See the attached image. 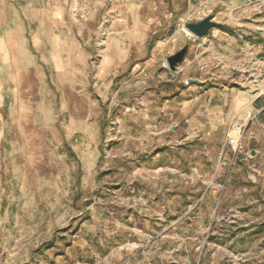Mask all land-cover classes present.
<instances>
[{
	"label": "rangeland",
	"instance_id": "obj_1",
	"mask_svg": "<svg viewBox=\"0 0 264 264\" xmlns=\"http://www.w3.org/2000/svg\"><path fill=\"white\" fill-rule=\"evenodd\" d=\"M0 61V264H264V108L230 116L264 85V0H0Z\"/></svg>",
	"mask_w": 264,
	"mask_h": 264
},
{
	"label": "crops",
	"instance_id": "obj_2",
	"mask_svg": "<svg viewBox=\"0 0 264 264\" xmlns=\"http://www.w3.org/2000/svg\"><path fill=\"white\" fill-rule=\"evenodd\" d=\"M36 40L39 38V36H35ZM56 42H54L53 37H51L50 42H51V51H52V63L53 67L56 71L62 69V62L60 59V52H59V45L57 43V40L55 39ZM161 42V41H159ZM100 65L102 69H105L109 67L112 63V55L110 51L107 49L106 53L103 55L102 59L100 60ZM0 66H1V61H0ZM98 67V73L100 71ZM100 75V73L98 74ZM77 79V78H75ZM81 83V78L76 80V82ZM264 85L259 86V92L255 93V90L252 89L251 86L244 87L242 91H239L234 99L231 102V109H230V116L236 115L238 120H242L243 122L238 124L237 126H245L248 125L250 116L251 114L255 117L257 112H260L261 109L264 108V104L260 105L259 108H255V103L258 99H261L264 95L263 92ZM68 93H66L62 99L63 101V107L64 109L66 107L69 108L67 102L69 101L67 97H65ZM72 96L75 98L74 100L76 101L77 105V112L76 113H69V118L66 124V129L68 132L73 133V132H80L84 131L86 127H88V121L85 119L89 115H92L94 112H98L99 106L98 103L94 102L88 93L86 92H81V93H74L71 92ZM38 114L39 116L43 117L45 115V110L44 109H38ZM30 116H33V114H30ZM264 127V124H263ZM264 135V131H263Z\"/></svg>",
	"mask_w": 264,
	"mask_h": 264
},
{
	"label": "water",
	"instance_id": "obj_3",
	"mask_svg": "<svg viewBox=\"0 0 264 264\" xmlns=\"http://www.w3.org/2000/svg\"><path fill=\"white\" fill-rule=\"evenodd\" d=\"M213 15H208L202 20L198 22H186L185 28L189 30L193 35L197 37H201L205 35L208 30L216 25H218L217 22H215L213 19ZM187 50V45L183 46L179 50H177L175 53L170 54L166 57V62L168 64V67L170 69H175L180 61L183 60ZM188 83H196L200 84L202 83L200 80L197 79H188Z\"/></svg>",
	"mask_w": 264,
	"mask_h": 264
}]
</instances>
